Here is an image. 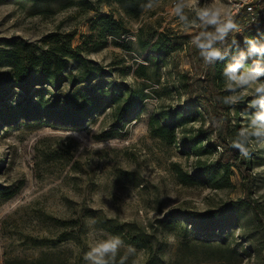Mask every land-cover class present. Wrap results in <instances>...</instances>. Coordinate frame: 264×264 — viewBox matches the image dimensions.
<instances>
[{"label":"rangeland","instance_id":"1","mask_svg":"<svg viewBox=\"0 0 264 264\" xmlns=\"http://www.w3.org/2000/svg\"><path fill=\"white\" fill-rule=\"evenodd\" d=\"M241 1L154 0L133 18L118 3L103 0H0L4 79L13 80L10 49L29 44L38 51L48 33L75 32L72 45H80L105 74L85 83L70 61L66 75L70 80L76 75L77 81H63L58 93L97 86V91L111 87L122 89L123 96L142 95L121 120L115 105L108 104L83 125L44 117L0 121V264L41 256L47 264H264V75L229 69L222 82L213 76L220 49L243 41L250 26ZM99 14L122 20L127 32L116 39L128 46L113 44L112 36L105 42L98 37L91 21ZM159 36L169 47L166 54L140 48L138 37L152 43ZM257 49L246 56L257 53L254 65L264 66ZM10 91L13 99L24 95L17 87ZM189 99L208 111L198 108L201 115L177 135L200 127L215 144L211 152L185 154L179 141L168 143L150 132L151 116ZM251 106L261 113L247 112ZM219 132L228 144L220 143ZM237 145L247 150L248 166L241 164L244 155ZM219 157L233 171L219 188L184 183L175 169L190 173L198 159ZM238 199L244 202L227 206ZM214 211L232 222L208 234L196 228L194 217L172 218ZM116 229L144 232L145 246L120 239ZM116 238L114 250L93 251Z\"/></svg>","mask_w":264,"mask_h":264},{"label":"trees","instance_id":"2","mask_svg":"<svg viewBox=\"0 0 264 264\" xmlns=\"http://www.w3.org/2000/svg\"><path fill=\"white\" fill-rule=\"evenodd\" d=\"M103 1L118 3L127 15L136 18L144 7L154 0ZM246 22L250 26L244 31L245 39L243 41H230L226 47L220 49L215 57L213 76L221 82L225 78V70L229 69L233 73V70L237 69L240 72L239 74H248L245 70H249V74L254 77L264 75V66L256 67L254 65L258 54L252 55V59H248L246 56L252 48L258 47L257 51H259L261 58L264 59V19L255 22H250L247 19ZM91 29L96 30L98 37L103 42L107 40L108 36H112V42L116 45L121 44L116 38L127 32L122 20L113 17L112 14L97 15L91 21ZM74 35L75 32L53 31L44 37V47L38 51L29 48V44H25L20 51L15 49L7 51V57L13 70V75L11 76L13 80L4 79L0 73V121L14 123L18 117H24L25 119H41L44 117L47 121L52 120L55 123L83 125L85 120L91 119L94 113L101 111L108 104L115 105L116 117L120 120L127 118L135 110V107L142 100L141 92L133 91L123 96L122 89L116 92L110 87L108 89L101 88L97 91V86H95L77 90L70 94L58 93L62 82L67 79L70 80V77L66 75V68L70 61L76 63L81 73L79 78L85 83H91L97 75L105 74L103 67L91 64V61L83 55L80 45H72ZM138 43L141 49L148 48L150 54L163 55L169 51V47L161 36L157 37L152 43L138 37ZM121 45L124 47L128 46L126 43ZM240 57L241 59L239 60L238 58ZM146 59L151 63H155L156 60L153 55H147ZM241 61L244 62V66L240 65ZM141 67L144 68L145 66L141 65ZM140 74L144 75V72ZM71 78L70 82L73 85L78 77L71 75ZM36 85L39 87L32 92L37 98L33 99L31 97L33 93L26 96L31 91V88ZM13 87L20 89L24 95L15 99L11 98L13 93H10V90ZM9 93L10 96L8 95ZM198 108L208 111L206 105L197 99H189L183 105L159 111L158 114L151 116L149 119L151 134L168 143L179 141L181 152L185 154L201 155L211 152L215 144L207 139L206 133L200 127L193 131H187V133H184V129H182L180 136L176 132L177 129L184 128L188 123L197 120L201 115ZM246 110L254 114L261 113V111H256L255 106L248 107ZM218 137L220 143L228 144V140L221 132L218 133ZM203 143L204 145H202ZM229 149L234 151L233 146H229ZM249 163V159L243 156L241 164L248 166ZM231 165V163L222 161V158L219 157L210 162L198 159L197 166L190 173L182 171L179 167H175V169L179 173L180 180L184 183H202L219 188L229 183L230 176L233 174ZM242 202H244L243 199L229 201L227 206L236 207ZM178 214L175 213L172 218L185 216L186 221H191L194 217L197 220L196 228L203 230L206 234L210 233L216 225L224 227L225 224L232 222L231 219L220 217L215 211ZM114 232L120 239L137 247L145 246L146 244L144 232H123L122 229H116ZM3 264L47 263L41 256L33 259H5Z\"/></svg>","mask_w":264,"mask_h":264},{"label":"built area","instance_id":"3","mask_svg":"<svg viewBox=\"0 0 264 264\" xmlns=\"http://www.w3.org/2000/svg\"><path fill=\"white\" fill-rule=\"evenodd\" d=\"M262 0H243L239 3V7H243L245 15L250 22L264 19V11H261ZM264 10V9H262Z\"/></svg>","mask_w":264,"mask_h":264},{"label":"clouds","instance_id":"4","mask_svg":"<svg viewBox=\"0 0 264 264\" xmlns=\"http://www.w3.org/2000/svg\"><path fill=\"white\" fill-rule=\"evenodd\" d=\"M213 15L214 16L219 15V12L217 11ZM261 119H264V117H261ZM237 147H241L242 155L247 156V150L246 149H243L242 146H240V145H237ZM119 243H120L119 238H116L113 241L105 242L104 244L100 245L99 247L93 249V251L102 254L103 252H107L109 250H114L116 248L117 244H119ZM88 255H91V253H89Z\"/></svg>","mask_w":264,"mask_h":264}]
</instances>
